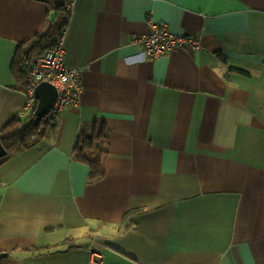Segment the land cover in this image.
Returning <instances> with one entry per match:
<instances>
[{"label":"crops","instance_id":"1","mask_svg":"<svg viewBox=\"0 0 264 264\" xmlns=\"http://www.w3.org/2000/svg\"><path fill=\"white\" fill-rule=\"evenodd\" d=\"M66 1L79 102L0 158V264H264V0H0V128L34 111L12 64ZM149 20L200 47L149 58Z\"/></svg>","mask_w":264,"mask_h":264},{"label":"trees","instance_id":"2","mask_svg":"<svg viewBox=\"0 0 264 264\" xmlns=\"http://www.w3.org/2000/svg\"><path fill=\"white\" fill-rule=\"evenodd\" d=\"M69 1L56 7L57 19L52 23L46 33L36 37V40L27 50L18 48L13 64L12 72L14 77L22 83H27V79L32 67L34 57L43 54L48 48L52 47L61 36V33L67 25L69 12L66 8ZM52 37L51 41H48ZM223 59V56H221ZM34 111L24 119H15L7 125L0 128V142L6 149V155L26 148L44 137H49L55 127V117L50 114L36 121ZM101 137V134L86 132L80 133L76 146L74 148L77 160L85 163L89 167L88 180H94L104 175L102 164V155L104 150L97 149V154L93 155V146ZM140 209L128 211L124 215V221Z\"/></svg>","mask_w":264,"mask_h":264},{"label":"built area","instance_id":"3","mask_svg":"<svg viewBox=\"0 0 264 264\" xmlns=\"http://www.w3.org/2000/svg\"><path fill=\"white\" fill-rule=\"evenodd\" d=\"M150 31L147 34L133 37V42L142 48V53L149 58H156L179 47L189 46L197 50L199 41L193 37L171 33L165 23H156L149 20ZM48 82L56 89V98L49 110L51 116L56 115L66 107L79 102L81 90V71L78 68L67 67L64 60V50L61 37L43 54L37 56L27 79L28 101L27 109L36 105L34 87L39 82ZM94 261H100L101 255L92 251Z\"/></svg>","mask_w":264,"mask_h":264},{"label":"water","instance_id":"4","mask_svg":"<svg viewBox=\"0 0 264 264\" xmlns=\"http://www.w3.org/2000/svg\"><path fill=\"white\" fill-rule=\"evenodd\" d=\"M34 96L37 99L34 114L36 116V121H39L41 118L49 114V110L53 104V101L56 98V89L53 85L48 82H39L34 87ZM6 155V149L0 142V158ZM7 256L6 252H0V258Z\"/></svg>","mask_w":264,"mask_h":264}]
</instances>
